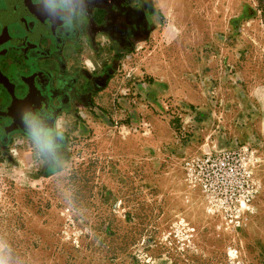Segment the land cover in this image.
I'll return each mask as SVG.
<instances>
[{
  "label": "rangeland",
  "instance_id": "obj_1",
  "mask_svg": "<svg viewBox=\"0 0 264 264\" xmlns=\"http://www.w3.org/2000/svg\"><path fill=\"white\" fill-rule=\"evenodd\" d=\"M47 160L0 140L4 264H264V0H155Z\"/></svg>",
  "mask_w": 264,
  "mask_h": 264
},
{
  "label": "flooded vegetation",
  "instance_id": "obj_2",
  "mask_svg": "<svg viewBox=\"0 0 264 264\" xmlns=\"http://www.w3.org/2000/svg\"><path fill=\"white\" fill-rule=\"evenodd\" d=\"M150 10L149 0H0V140L27 137L57 159L68 138L58 120L95 107L127 52L154 30ZM86 49L96 68L86 66Z\"/></svg>",
  "mask_w": 264,
  "mask_h": 264
},
{
  "label": "crops",
  "instance_id": "obj_3",
  "mask_svg": "<svg viewBox=\"0 0 264 264\" xmlns=\"http://www.w3.org/2000/svg\"><path fill=\"white\" fill-rule=\"evenodd\" d=\"M149 3L152 4V6H153V10H155V11L150 10V11H148V12L151 13L152 16H154L153 18H154V20H155L156 18H159V12L161 13V10H159V8L157 7V4H156V1H155V0H149ZM149 6H150V5H149ZM137 46H138V44H137ZM137 46H136V47H137ZM68 49H69V50H68V55H69V58H71L74 49L71 48V47H69ZM134 49H135V48H134ZM134 49H133V50H134ZM92 54H93V53L91 52V50L86 49V60H85L84 62L86 63V66H87L88 68H91V67L96 68V67H97L96 64H98V60H96V58L94 59V58L92 57ZM99 62H100V61H99Z\"/></svg>",
  "mask_w": 264,
  "mask_h": 264
},
{
  "label": "clouds",
  "instance_id": "obj_4",
  "mask_svg": "<svg viewBox=\"0 0 264 264\" xmlns=\"http://www.w3.org/2000/svg\"><path fill=\"white\" fill-rule=\"evenodd\" d=\"M34 135L40 137V132L36 131L34 132ZM40 142L43 147L51 149L52 145H51L50 137H48L47 134L44 135L43 139ZM0 264H4V261L2 259H0Z\"/></svg>",
  "mask_w": 264,
  "mask_h": 264
}]
</instances>
